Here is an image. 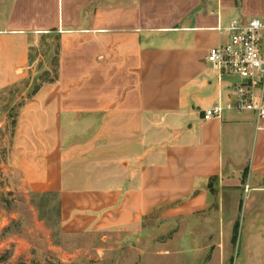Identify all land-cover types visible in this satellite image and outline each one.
I'll return each instance as SVG.
<instances>
[{"label": "crops", "instance_id": "crops-1", "mask_svg": "<svg viewBox=\"0 0 264 264\" xmlns=\"http://www.w3.org/2000/svg\"><path fill=\"white\" fill-rule=\"evenodd\" d=\"M253 17L264 0H0V92L51 78L18 111L5 174L57 192L65 234L143 230L161 210L176 235L145 231L133 264H264V121L204 118L240 82L207 60L218 28Z\"/></svg>", "mask_w": 264, "mask_h": 264}, {"label": "rangeland", "instance_id": "rangeland-1", "mask_svg": "<svg viewBox=\"0 0 264 264\" xmlns=\"http://www.w3.org/2000/svg\"><path fill=\"white\" fill-rule=\"evenodd\" d=\"M51 42L53 48L56 41ZM42 46L48 48V42ZM51 62L53 70V59ZM37 81H25L0 92V264H128L129 255L133 264L142 258L145 245L140 237L145 231H153L149 236H153L154 245L173 238L175 224L161 230L155 227L168 222L161 218V210L147 220L143 230L65 234L56 196L16 188L2 164L13 144V121L19 106L25 103Z\"/></svg>", "mask_w": 264, "mask_h": 264}, {"label": "built area", "instance_id": "built-area-1", "mask_svg": "<svg viewBox=\"0 0 264 264\" xmlns=\"http://www.w3.org/2000/svg\"><path fill=\"white\" fill-rule=\"evenodd\" d=\"M228 41L210 49L207 60L221 75H236L240 82L232 88L230 99L220 101L205 111L204 118L220 116L224 109L251 110L257 121H264V49L261 33L264 23L258 17L246 21L233 18L227 26L219 27ZM249 186H246L248 190Z\"/></svg>", "mask_w": 264, "mask_h": 264}, {"label": "trees", "instance_id": "trees-1", "mask_svg": "<svg viewBox=\"0 0 264 264\" xmlns=\"http://www.w3.org/2000/svg\"><path fill=\"white\" fill-rule=\"evenodd\" d=\"M55 72H56V69H55ZM51 80V78L49 77V72H45L43 73L40 77H39V82L37 81L35 83V86L33 88V90L30 92L29 96L30 97L32 94H34L35 92H37L39 90V88L41 87V85L44 83V82H47ZM24 104V102H22L20 104L19 107H22ZM17 115H18V112H17ZM16 115V116H17ZM17 123V117L16 119L13 121V125L15 126ZM38 194H42V195H51V196H56L58 198V203H59V208H60V212H61V201H60V197H59V194L57 192H45V193H39L37 192ZM237 230L238 228L235 229V234H234V240H236L237 238Z\"/></svg>", "mask_w": 264, "mask_h": 264}]
</instances>
